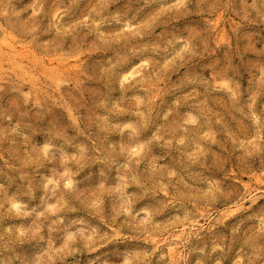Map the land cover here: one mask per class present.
<instances>
[{
    "label": "rangeland",
    "instance_id": "1",
    "mask_svg": "<svg viewBox=\"0 0 264 264\" xmlns=\"http://www.w3.org/2000/svg\"><path fill=\"white\" fill-rule=\"evenodd\" d=\"M0 264H264V0H0Z\"/></svg>",
    "mask_w": 264,
    "mask_h": 264
},
{
    "label": "bare ground",
    "instance_id": "2",
    "mask_svg": "<svg viewBox=\"0 0 264 264\" xmlns=\"http://www.w3.org/2000/svg\"><path fill=\"white\" fill-rule=\"evenodd\" d=\"M7 46H8V48H9V50H10V52H13V53H18L19 51L17 50V47L16 46H14L13 44H7ZM20 53H22V51H20Z\"/></svg>",
    "mask_w": 264,
    "mask_h": 264
}]
</instances>
